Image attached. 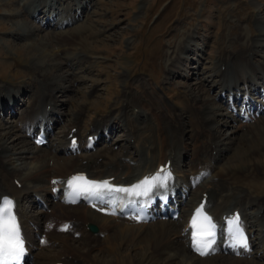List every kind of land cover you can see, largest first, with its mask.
Segmentation results:
<instances>
[{
    "label": "bare ground",
    "instance_id": "bare-ground-1",
    "mask_svg": "<svg viewBox=\"0 0 264 264\" xmlns=\"http://www.w3.org/2000/svg\"><path fill=\"white\" fill-rule=\"evenodd\" d=\"M66 1L2 0L6 8L2 16L11 19L14 26L23 25L15 36L37 53L32 68L40 72L37 77L41 75L27 86L30 88L26 92L28 101L23 102L21 108L24 109L20 112L17 107L20 99L25 98L26 90L21 86L17 89L0 87V112L7 114V108H14L12 121L0 124V199L10 197L15 202V212L29 250L27 264H149L147 261L151 259L158 264H208L215 259L233 264H264V193L254 196L258 200L251 193L261 185L250 179L243 190L230 182L233 166L259 157L257 142L264 139V117L249 115L250 120L243 124L236 116L244 109L264 108V18L260 16L255 20L258 34L254 40L246 41L245 53L240 46L244 34L240 33L238 37L242 39L236 44L240 52L236 55L232 48L233 57L227 55L231 41L228 50L220 51L211 68L203 67L205 46L195 43L197 37L193 34L187 35L182 45L166 55L169 62L163 82L169 84L174 77L183 81L182 87L190 96V100L182 104L184 107L174 103L171 107L146 80L136 79L125 92L122 113L92 122L91 128L85 129L88 134L84 142L77 141L82 153L73 156L69 151L70 140L81 136L83 114L77 111L66 129L59 132L62 135L56 134L55 129L66 116L60 108L68 104V100L59 98L73 91L72 84L79 82L75 78L80 71L78 68L91 57L81 51L72 55L71 43H67V48L63 45L65 38H59L65 35L63 29L76 24L80 17L88 21L89 14L85 13L92 9L95 0L65 5ZM44 28L50 29L47 36L43 35ZM84 31L77 28V36ZM257 56L262 58L258 65L253 62ZM49 60L52 61L49 63ZM198 87L206 89L207 93L202 90L197 95ZM205 94L207 97L202 98ZM209 101L214 103L209 105ZM184 113L189 121L197 119L199 130L195 134L194 149L188 143L186 130L190 123L185 122ZM115 125L123 137L116 142H123L121 148L125 154L111 158L107 155L111 151L106 149L94 153L86 151L88 136L99 142L117 132ZM40 130L47 132L50 144L44 154L38 153L40 148L30 139L32 135L35 139ZM239 142L242 148L236 146ZM226 153L231 156L223 167L220 163ZM167 163L173 176L167 189L157 186L146 199L151 204L150 195L168 198L175 194L177 205L175 201H170L169 205L179 212L176 220L135 224L121 215L105 216L87 205L90 195L100 208L111 209L117 203L119 211L125 202L118 193L104 196L105 190L93 189L81 195L80 205L67 204L70 189L66 184L75 173H86L90 179L112 178L110 186L115 188L154 175ZM203 201L207 212L217 221L233 213L241 216L242 226L251 240L248 254L231 255L225 239L219 243L220 252L212 257L199 258L191 252L187 228ZM127 208L131 209L132 205ZM146 212L150 210L146 208ZM58 220L63 221L62 226L69 223L66 232H55L54 223ZM87 224L95 225L97 233L87 231ZM225 227L223 224V230ZM40 238H45L44 245L39 244ZM225 252L228 253L224 255Z\"/></svg>",
    "mask_w": 264,
    "mask_h": 264
},
{
    "label": "rangeland",
    "instance_id": "rangeland-1",
    "mask_svg": "<svg viewBox=\"0 0 264 264\" xmlns=\"http://www.w3.org/2000/svg\"><path fill=\"white\" fill-rule=\"evenodd\" d=\"M75 1L80 2V0H67L65 5ZM3 3L0 0V87L17 89L21 86L26 90L23 93L25 98L20 99V106L17 107L20 112L24 109V107L21 108L23 102L28 101L26 92L30 88L27 86L41 75L37 77L39 71L32 68L37 53L30 51L27 44L15 36L20 33L23 25L14 26L11 19L2 16L6 9ZM93 4L92 9L85 13V15L89 14L88 23L84 17H80L76 24L64 28L65 35L59 38H65L63 42L66 43L63 45L67 46V43H71L69 47L72 55L76 56L81 51L91 58L78 68L80 71L75 78L79 82L72 84L73 91L59 98V100H68V104L60 108L66 116L55 129L56 134L66 129L65 126L77 111L83 114V123L80 126L82 137L86 134L85 129L91 128L92 122L121 114L125 92L130 83L136 79L146 80L157 95L171 107L174 104L184 107L182 104L185 105L190 100V96L182 87L183 81L174 77L170 80V85L163 84L169 62L166 55L182 45L186 36L191 33L197 37L195 43L200 47L205 46L203 67L211 68L218 54L225 52L231 41L233 44L231 50L227 49V55L233 57L232 48L236 55L240 52V47L236 45L242 39L238 37L240 33L244 34L241 41L243 45L240 46L243 49L242 53H245L246 41L248 43L250 42L248 40H254L258 34L259 29L255 20L260 16L264 18V0H95ZM56 5L58 6V3ZM201 10V18L197 20ZM77 28L85 31L77 36ZM42 31L43 35L50 34V29L44 28ZM46 41L48 42V39ZM190 57L193 58L192 55ZM259 61L262 62L260 56L253 60L256 65ZM46 75L50 78V74ZM210 87L214 88V86ZM198 88L197 95L201 94L202 90L207 93L206 89ZM214 93L210 92L212 95ZM2 94L4 95L5 92ZM210 94L208 93L209 96ZM206 95L202 98H206ZM213 103L214 101H209V105ZM184 115L185 122L190 123L186 130L187 138H190L188 143L190 148L194 149L195 134L199 130L195 123L197 119L189 121L187 114L184 113ZM11 116L8 113L0 115V124L12 121ZM114 123L119 124L118 121ZM114 130L117 132L115 131L109 139L97 145L95 151L100 149L111 151V154L107 153L111 158L125 154L121 148L123 142H116L122 136V132L116 125ZM59 135L62 134L59 133ZM49 145L48 143L40 148L38 153H46ZM257 145L260 156H255L248 161H240L233 166L230 174V182L243 190L250 179L257 180L254 182L260 183L261 187L251 192L253 197L264 193V139L260 138ZM236 146L242 148L243 145L239 142ZM258 152L254 151L255 154ZM229 156H231L229 153L223 155L220 163L223 167ZM254 198L258 200L257 197ZM49 212L50 210L47 214ZM62 223V220L54 223L56 233L61 232ZM39 244L43 243L39 242ZM229 262L215 259L206 263L233 264ZM147 263L158 264L157 260L153 259Z\"/></svg>",
    "mask_w": 264,
    "mask_h": 264
},
{
    "label": "snow or ice",
    "instance_id": "snow-or-ice-1",
    "mask_svg": "<svg viewBox=\"0 0 264 264\" xmlns=\"http://www.w3.org/2000/svg\"><path fill=\"white\" fill-rule=\"evenodd\" d=\"M40 143V141H37ZM75 143V141H73ZM164 172L161 169L155 175L144 177L138 183L133 184L130 188H115L110 186L109 181H94L87 180L82 175L73 176L69 179V186H75L76 182H83V191L91 192L95 189L97 192L100 189L107 188L109 191L126 192L129 194L147 195L154 187H157V181L160 182L159 186H163L164 182L171 176L170 172H166L163 176L160 175ZM143 192L137 191L142 189ZM95 194V193H93ZM14 202L8 198L0 199V264H17L24 254V243L20 235L19 225L14 212ZM204 205L201 204L192 218L193 227H197V217L202 216V222L198 226V230L192 233V243L194 250L198 251L201 255H208L213 250L214 240L209 239L216 235L213 229L215 225L212 223V218L203 212ZM234 226L233 239L235 245L244 250L249 249L247 236L244 234L242 223L239 214H236L229 221ZM68 226H65V230Z\"/></svg>",
    "mask_w": 264,
    "mask_h": 264
},
{
    "label": "water",
    "instance_id": "water-1",
    "mask_svg": "<svg viewBox=\"0 0 264 264\" xmlns=\"http://www.w3.org/2000/svg\"><path fill=\"white\" fill-rule=\"evenodd\" d=\"M93 230V229H92ZM94 231H95V229H94Z\"/></svg>",
    "mask_w": 264,
    "mask_h": 264
}]
</instances>
